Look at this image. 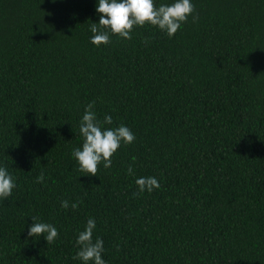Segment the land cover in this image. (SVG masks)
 <instances>
[{
    "label": "trees",
    "instance_id": "16d2710c",
    "mask_svg": "<svg viewBox=\"0 0 264 264\" xmlns=\"http://www.w3.org/2000/svg\"><path fill=\"white\" fill-rule=\"evenodd\" d=\"M191 2L172 37L146 23L97 47L96 0H0V264H82L89 218L106 264H264V0ZM90 103L136 137L96 175L72 155Z\"/></svg>",
    "mask_w": 264,
    "mask_h": 264
},
{
    "label": "clouds",
    "instance_id": "9594fccd",
    "mask_svg": "<svg viewBox=\"0 0 264 264\" xmlns=\"http://www.w3.org/2000/svg\"><path fill=\"white\" fill-rule=\"evenodd\" d=\"M95 11L99 14V21L90 25V42L97 47L110 42V35H118L123 39H131L134 26L143 27L146 23L157 27L168 37L176 34L183 22L194 12L191 0H172L171 3H161L158 7L155 0H96ZM112 116L105 115L103 124H112ZM80 134L84 138L81 147L73 150L72 155L79 165L78 170L84 174L96 175L98 165L104 168L112 165L111 157L116 153L121 144H131L135 140V134L129 127L121 124L115 128L103 127L97 120L93 103L86 106L80 121ZM132 174L133 169L128 168ZM41 174L37 177L38 182L44 181ZM135 183L140 193H151L160 187L158 179L154 176H141L136 178ZM12 174L4 166H0V200L11 196L15 187ZM61 207L67 209L69 202L61 201ZM72 208L77 204L73 203ZM28 226L27 235L37 237L43 235L47 243L54 242L59 233L57 228L50 223L38 222L35 217ZM96 221L89 218L84 230L79 232L76 244L79 247L76 259L82 264H106L102 253L104 241L101 238L93 239L96 229Z\"/></svg>",
    "mask_w": 264,
    "mask_h": 264
}]
</instances>
